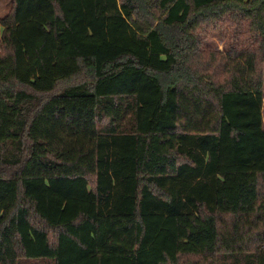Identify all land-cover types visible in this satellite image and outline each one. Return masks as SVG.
Returning <instances> with one entry per match:
<instances>
[{
    "label": "trees",
    "instance_id": "obj_1",
    "mask_svg": "<svg viewBox=\"0 0 264 264\" xmlns=\"http://www.w3.org/2000/svg\"><path fill=\"white\" fill-rule=\"evenodd\" d=\"M12 3L0 264H264V0ZM69 101L100 124L95 170L52 153L28 174L36 121Z\"/></svg>",
    "mask_w": 264,
    "mask_h": 264
},
{
    "label": "rangeland",
    "instance_id": "obj_2",
    "mask_svg": "<svg viewBox=\"0 0 264 264\" xmlns=\"http://www.w3.org/2000/svg\"><path fill=\"white\" fill-rule=\"evenodd\" d=\"M12 6V0H0V18L5 17ZM209 34L205 43L207 50L227 51L230 45L229 35L225 36L216 31H210ZM63 87L64 84L60 89ZM89 112L91 111L74 101H69L63 109H56L55 104L51 103L43 110L42 116L35 123L33 141L25 164L28 174H49L38 157L41 154L51 156L52 153L56 154L58 164L51 172L95 170L97 130L100 124L97 121L92 125L85 123ZM196 260L192 258L190 262Z\"/></svg>",
    "mask_w": 264,
    "mask_h": 264
},
{
    "label": "crops",
    "instance_id": "obj_3",
    "mask_svg": "<svg viewBox=\"0 0 264 264\" xmlns=\"http://www.w3.org/2000/svg\"><path fill=\"white\" fill-rule=\"evenodd\" d=\"M263 121H264V107H263Z\"/></svg>",
    "mask_w": 264,
    "mask_h": 264
}]
</instances>
